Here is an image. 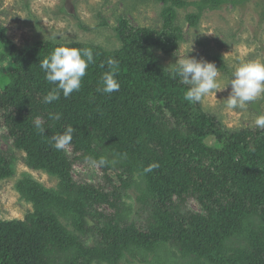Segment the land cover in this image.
<instances>
[{
    "label": "trees",
    "instance_id": "16d2710c",
    "mask_svg": "<svg viewBox=\"0 0 264 264\" xmlns=\"http://www.w3.org/2000/svg\"><path fill=\"white\" fill-rule=\"evenodd\" d=\"M135 1L159 6L161 29L119 17L114 50L49 40L18 49L0 25V140L25 155L26 167L57 181L54 189L27 175L15 183L32 212L0 219V264H120L138 256L170 264L167 246L185 264H264V129L226 130L199 102L184 99L189 86L172 78L174 66L165 67L156 53L174 55L182 43L179 11L192 9L184 22L196 29L206 12L232 2ZM61 45L90 49L94 62L79 91L46 104L53 85L40 61ZM211 62L226 71L221 56ZM112 70L119 91H98L102 74ZM57 113L59 120L50 118ZM37 117L44 131L35 127ZM67 126L72 140L57 150L52 137ZM89 158L106 160L97 165L101 184L73 178L77 164L93 166ZM152 163L159 166L145 172ZM13 167L0 153V182L13 177ZM130 191L144 224L129 217ZM190 200L199 212L187 209Z\"/></svg>",
    "mask_w": 264,
    "mask_h": 264
},
{
    "label": "rangeland",
    "instance_id": "374dc122",
    "mask_svg": "<svg viewBox=\"0 0 264 264\" xmlns=\"http://www.w3.org/2000/svg\"><path fill=\"white\" fill-rule=\"evenodd\" d=\"M194 2L197 0H186ZM219 11L206 12L196 29L188 28L184 22L186 13L179 11L176 24L182 28V43L174 55L156 52L165 67L171 68L186 54L196 59L211 62L214 55L222 58L225 72L218 71L217 81L223 88L232 77L234 69L242 63L264 62V0H230ZM99 16L107 27L100 28ZM126 18L133 27L150 28L159 31L161 21L159 6L152 2L135 0H0V25L6 29L9 38L18 49L30 47L41 41L60 44H94L107 50L119 47L114 39L113 29L117 18ZM3 66H6L5 64ZM5 71L0 68V76ZM230 86L216 93L210 92L199 102L204 113L215 117L230 131L255 130L254 120L264 114V95L249 102L243 109H229L224 99ZM209 145H214L208 140ZM0 153L13 160L14 175L0 182V219L23 220L32 212L30 204L16 193L15 183L27 175L45 188L54 189L57 181L42 172L26 167L25 155L12 148L10 143L0 140ZM101 170L97 166L77 164L73 168V178L79 182L101 184ZM136 193L128 192L124 203L131 210L130 219L135 217L145 223L144 215H138ZM188 210L199 212L194 200L188 201ZM107 211V210H106ZM163 257L170 264H185L175 247L167 246ZM152 256L126 257L120 264H150Z\"/></svg>",
    "mask_w": 264,
    "mask_h": 264
},
{
    "label": "clouds",
    "instance_id": "9594fccd",
    "mask_svg": "<svg viewBox=\"0 0 264 264\" xmlns=\"http://www.w3.org/2000/svg\"><path fill=\"white\" fill-rule=\"evenodd\" d=\"M93 53L90 49H79L65 45L57 46L48 57L40 61V68L45 72L46 81L53 85L50 91L43 97L44 103H52L60 98L69 97L73 92L81 88L82 78L86 74L89 64L93 63ZM116 61L109 58L108 65L115 66ZM170 70L172 78L179 77L181 83L188 85L184 99L189 102L198 103L210 92L222 91L230 86L228 96L224 99L229 109H243L247 103L255 101L264 95V62L253 61L242 63L237 66L227 84L221 88L217 77L218 69L214 63L203 59H196L186 54V57L179 59L173 64ZM114 70L102 74L98 91L105 94L118 92L120 85L114 78ZM51 119L59 120L60 114H52ZM257 128L264 129V114H259L254 120ZM43 121L37 117L35 127L44 131ZM74 129L67 126L65 131L52 137L53 147L63 150L72 140ZM93 166H103L105 159L95 160L89 158ZM159 165L152 163L145 168V172H151Z\"/></svg>",
    "mask_w": 264,
    "mask_h": 264
}]
</instances>
